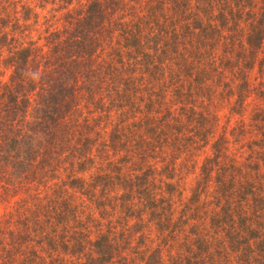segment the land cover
I'll list each match as a JSON object with an SVG mask.
<instances>
[{
    "label": "trees",
    "instance_id": "trees-1",
    "mask_svg": "<svg viewBox=\"0 0 264 264\" xmlns=\"http://www.w3.org/2000/svg\"><path fill=\"white\" fill-rule=\"evenodd\" d=\"M263 71L264 0H0V264H264Z\"/></svg>",
    "mask_w": 264,
    "mask_h": 264
},
{
    "label": "rangeland",
    "instance_id": "rangeland-1",
    "mask_svg": "<svg viewBox=\"0 0 264 264\" xmlns=\"http://www.w3.org/2000/svg\"><path fill=\"white\" fill-rule=\"evenodd\" d=\"M50 10L51 7L47 6L44 13L47 11L50 12ZM39 12L41 13L40 10ZM261 57H263V55H261ZM260 71L261 68L258 65H255L254 69L249 72L247 76L249 85L256 86L258 84L261 78ZM2 79L6 80L7 76H4ZM242 84V81H237L235 83L232 82V86H229L230 88L227 87L229 89L232 88V90H229V99L225 101L223 97H217L213 102V105L210 107L211 115H213L214 122H216V125L218 126V132H221L223 127L228 126L227 134L229 136V152L237 160H242L247 155V142L250 139L252 140L254 136H257V140L262 139L260 132H257L255 128H252V126L256 124L254 122L256 121L255 119H257L255 117L257 110L264 109V102L262 101L264 99L257 98L255 91L248 94L247 97L239 99L237 91L242 86ZM227 88L223 89V91ZM220 91H222V89H220ZM240 125H244L245 128L250 131L252 130L253 134H246L244 137L241 136L242 134L240 135L238 133L241 132L239 131ZM233 133L234 136L232 135ZM237 133L240 136H237ZM217 134L218 133L216 131L215 138H217ZM213 152L214 150L210 145H207L205 148H198L194 153L196 158L184 162L185 167L183 170H181L182 174L180 175V184L183 190L182 198L185 200L190 198L192 190L197 185L196 182L202 178L201 168L205 158L213 157ZM5 207L6 206L4 204L0 205V214L5 210Z\"/></svg>",
    "mask_w": 264,
    "mask_h": 264
},
{
    "label": "clouds",
    "instance_id": "clouds-1",
    "mask_svg": "<svg viewBox=\"0 0 264 264\" xmlns=\"http://www.w3.org/2000/svg\"><path fill=\"white\" fill-rule=\"evenodd\" d=\"M44 74L42 72H39V71H33L30 75V78L32 80H41L42 76Z\"/></svg>",
    "mask_w": 264,
    "mask_h": 264
}]
</instances>
